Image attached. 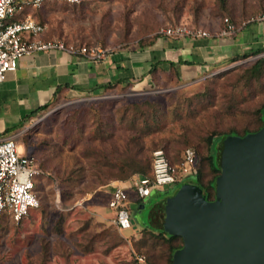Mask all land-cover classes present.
I'll return each instance as SVG.
<instances>
[{
    "label": "rangeland",
    "instance_id": "374dc122",
    "mask_svg": "<svg viewBox=\"0 0 264 264\" xmlns=\"http://www.w3.org/2000/svg\"><path fill=\"white\" fill-rule=\"evenodd\" d=\"M226 4L228 12L222 15H232L236 26L264 11V0H226ZM215 10V0H78L75 4L47 0L29 8L49 35L104 46L138 42L165 24H196L200 14L220 16ZM258 55H264V50L188 82H168L137 92L128 85L116 86L100 95L53 100L29 121L21 140L14 137L18 148L21 150L22 142L49 173L37 179V208H29L28 215L16 224L6 219V213L2 215L0 264H162L156 257L159 248L144 252L143 247L135 248L133 240L140 236L143 225L160 229L153 211L165 192L152 190L141 205L131 200V226L117 229L106 207L107 191L115 179L101 183L90 146L121 148L129 133L118 124L121 105L144 97L157 98L162 110L159 128L141 135L143 145L151 150L166 139L179 142L182 134L193 137L217 126L244 125L249 113L264 100V86L251 82L247 90L236 77L240 67ZM202 90L210 92L211 103L189 109L186 96ZM102 120L105 131L99 133ZM128 179L121 183L127 184ZM61 190H66L64 197ZM93 232L102 237L82 251L81 242ZM114 233L123 239L110 246Z\"/></svg>",
    "mask_w": 264,
    "mask_h": 264
},
{
    "label": "crops",
    "instance_id": "0c3cea01",
    "mask_svg": "<svg viewBox=\"0 0 264 264\" xmlns=\"http://www.w3.org/2000/svg\"><path fill=\"white\" fill-rule=\"evenodd\" d=\"M220 22V16L200 14L196 24L210 31L206 36L173 37L156 32L149 43L142 45L137 41L105 45V54L98 60L59 49L20 56L15 68L0 81V136L19 137L36 115L37 106L53 97L100 95L107 83L115 84L114 88L128 85L137 92L155 82H188L230 64L229 58L235 54L264 44V19L243 21L229 35L216 33ZM153 64L154 76L149 72ZM21 151H26L23 145ZM113 182L108 195L121 180ZM157 189L162 188H152L149 194ZM146 196L131 194L128 211L131 200L141 205ZM129 215L133 220L130 211ZM6 219L15 223L8 215ZM0 225L1 233L2 218Z\"/></svg>",
    "mask_w": 264,
    "mask_h": 264
},
{
    "label": "water",
    "instance_id": "95a60500",
    "mask_svg": "<svg viewBox=\"0 0 264 264\" xmlns=\"http://www.w3.org/2000/svg\"><path fill=\"white\" fill-rule=\"evenodd\" d=\"M215 155L212 198L186 179L156 202L160 230L181 238L167 264H264V121L224 135Z\"/></svg>",
    "mask_w": 264,
    "mask_h": 264
},
{
    "label": "trees",
    "instance_id": "16d2710c",
    "mask_svg": "<svg viewBox=\"0 0 264 264\" xmlns=\"http://www.w3.org/2000/svg\"><path fill=\"white\" fill-rule=\"evenodd\" d=\"M44 1L47 0H43L42 2ZM54 1L67 4H75L78 2L77 1L69 3L62 0ZM215 2L216 10L214 14H221V19L223 16H226L222 14H224L225 11L228 10L226 0H215ZM229 18L232 19V15ZM36 20L41 22V20L38 18H36ZM155 34L156 32L150 34V36L145 37L144 39L139 40V45L149 43L155 36ZM41 37H56L62 39L65 43L73 42L75 44L100 45L97 43L69 41L64 37L49 35V33L45 31L41 32ZM102 47H104V45ZM263 50L264 46H258L249 50H245L230 57L229 61L234 62L248 56H253L262 52ZM155 69V64L151 65L149 69V72L153 76ZM236 80H240L243 83L244 87L247 88V90H249L251 82L260 87L264 86V55L255 56L254 58H252L251 61H249V63L241 66L237 74ZM176 82L178 81L176 80ZM162 84H164V82H155L151 84V86L155 87L156 85ZM114 85L115 84L113 83L105 84L102 88V93H106L114 89ZM210 95L211 94L209 91H197L186 96L185 103L189 109H194L195 105L198 103H203V106H206L208 105V102L211 103V101L209 100ZM56 99L57 98L53 97L51 100L37 106V108L35 109L36 115L39 114V112H41L42 110L46 109L49 104H51L53 100ZM92 105L95 107L94 104ZM223 108H226V106L224 107L223 105ZM161 115V104L157 98L150 99L148 97H144L142 99L134 100L121 105L118 115V124L122 125L125 129L129 130L128 135L126 136V138H124L125 140L123 146L121 148L111 146L108 150L90 146L89 149V153L94 157L95 167H97L98 171L102 174L101 183H105L110 179L125 180L133 175H145L149 178H152L150 158L151 149H148L145 145H143L141 141V135L149 134L157 130L160 125L159 119ZM177 116H180V114L178 113ZM263 121L264 100L260 101V103L253 108L251 113H249V115L246 117L245 124L242 126H217L215 128L209 129L206 133L193 137H189L182 134L181 138L178 139L180 143L178 141L172 142L170 139H166L158 145H160L163 149L165 156L170 164L177 163L182 160L183 151L186 147H190L193 150L194 161L190 172L191 177L186 179L198 184L205 197L209 199L213 197L214 180L216 175L219 173V168L215 155L216 144L226 134L231 133L241 135L245 132L256 130L261 126ZM104 125L105 122L103 120L101 122H98L97 130H100L99 133H103L105 131ZM23 133L20 135V140ZM27 153H30L35 157L36 165L41 169V171L35 176L33 182V189L36 193L37 179L39 177L47 175L49 172L46 171V168L43 166V164H41V162L37 159V156L33 152L27 151ZM70 174L71 173L66 174V179H68V176ZM50 175L53 178L55 177L54 174ZM179 183L180 182H175L174 186L178 185ZM160 188L162 189H157V192H164L165 190L170 188V186ZM65 192L66 190H61L62 197H64ZM126 192L127 199H129L131 194H134L131 188H127ZM37 207L38 206H36L35 208ZM130 221H132L131 217ZM56 231H60V229H57ZM101 237L102 235L100 232H93L89 234L86 237V240L84 242H81L80 249L82 251H87L91 248L90 243ZM122 239V237L117 236V234L114 233L110 246L115 245ZM156 244L159 245L156 246ZM180 244L181 238L179 235L167 234L163 230L154 229L152 227H148L147 225L140 227V236L133 240V245L135 246V248L143 247L144 252L154 251L159 248L156 257H159V259L163 261L162 264H167L168 262H170L173 250L176 247L180 246ZM147 264L151 263L148 261Z\"/></svg>",
    "mask_w": 264,
    "mask_h": 264
},
{
    "label": "built area",
    "instance_id": "2783aa9c",
    "mask_svg": "<svg viewBox=\"0 0 264 264\" xmlns=\"http://www.w3.org/2000/svg\"><path fill=\"white\" fill-rule=\"evenodd\" d=\"M43 0H0V81L6 72L16 66L17 59L36 50L59 49L84 56L89 60L101 59L106 49L100 45L65 43L60 38H43L44 23L39 22L29 12V8L40 5ZM77 2L78 0H62ZM264 19V11L251 16L248 21ZM247 21V20H246ZM236 25L228 16L221 18L216 33L229 35ZM157 33L179 37L195 38L210 33L194 23L175 22L161 25ZM152 178L145 175H133L127 184H115L106 200L111 210L110 221L119 230L131 226L127 208V188L134 196L143 197L152 188L164 187L186 180L190 175L194 161V152L190 147L183 151V158L170 164L161 147H154L150 152ZM41 171L35 157L21 151L12 135L0 136V220L6 213L13 222H18L28 213L29 208L38 206V199L33 189L35 176ZM1 226V225H0ZM141 261L142 257L137 256Z\"/></svg>",
    "mask_w": 264,
    "mask_h": 264
},
{
    "label": "flooded vegetation",
    "instance_id": "af4514ba",
    "mask_svg": "<svg viewBox=\"0 0 264 264\" xmlns=\"http://www.w3.org/2000/svg\"><path fill=\"white\" fill-rule=\"evenodd\" d=\"M169 186H170V187H171V186H174V184H172V185H169Z\"/></svg>",
    "mask_w": 264,
    "mask_h": 264
}]
</instances>
